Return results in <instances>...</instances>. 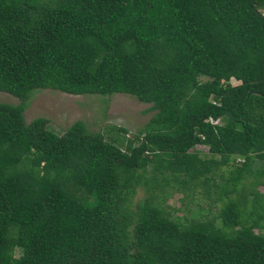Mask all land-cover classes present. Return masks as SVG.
<instances>
[{"label": "trees", "instance_id": "obj_1", "mask_svg": "<svg viewBox=\"0 0 264 264\" xmlns=\"http://www.w3.org/2000/svg\"><path fill=\"white\" fill-rule=\"evenodd\" d=\"M263 8L0 0V91L19 98L0 102V264H264ZM39 89L125 93L155 112L132 138L82 120L57 134L24 120ZM217 173L229 199L216 215L162 206L167 186L219 193Z\"/></svg>", "mask_w": 264, "mask_h": 264}, {"label": "rangeland", "instance_id": "obj_2", "mask_svg": "<svg viewBox=\"0 0 264 264\" xmlns=\"http://www.w3.org/2000/svg\"><path fill=\"white\" fill-rule=\"evenodd\" d=\"M262 11L264 13V8ZM230 82L238 83L234 78ZM0 102L17 104L19 98L0 91ZM154 112L155 110L151 109V103L140 102L134 96L125 93L75 95L58 90L39 89L30 94L28 106L23 115L26 123L38 116L47 118L48 127L57 134L63 133L74 121L82 120L91 132H100L105 139L109 140L118 137L115 130L117 127L125 128L127 137L132 138L139 129H142ZM134 144L136 143L134 142ZM195 148L199 151L200 156L206 158L210 156L207 146L198 144ZM224 170L226 175L228 168H224ZM218 173L220 174L219 171ZM218 173L212 179L214 180L212 184L216 183L220 186L219 193L215 187H211L208 192L202 186L183 192L167 186L158 191L162 206L183 222L194 216L205 219L216 215L221 206L229 199L228 196L222 194L226 185L222 184ZM258 189L261 192L264 190L262 186H259ZM147 195L145 187L140 186L137 188L134 200L142 199ZM245 208L249 209V205L243 207V209ZM259 231L264 232V228ZM18 255L19 251L16 250V256Z\"/></svg>", "mask_w": 264, "mask_h": 264}]
</instances>
